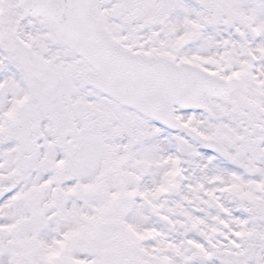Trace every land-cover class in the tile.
Wrapping results in <instances>:
<instances>
[{
  "label": "snow or ice",
  "instance_id": "snow-or-ice-1",
  "mask_svg": "<svg viewBox=\"0 0 264 264\" xmlns=\"http://www.w3.org/2000/svg\"><path fill=\"white\" fill-rule=\"evenodd\" d=\"M0 264H264V0H0Z\"/></svg>",
  "mask_w": 264,
  "mask_h": 264
}]
</instances>
